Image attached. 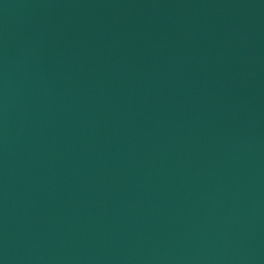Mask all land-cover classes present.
<instances>
[{
	"label": "water",
	"instance_id": "95a60500",
	"mask_svg": "<svg viewBox=\"0 0 264 264\" xmlns=\"http://www.w3.org/2000/svg\"><path fill=\"white\" fill-rule=\"evenodd\" d=\"M0 264H264V0H0Z\"/></svg>",
	"mask_w": 264,
	"mask_h": 264
}]
</instances>
